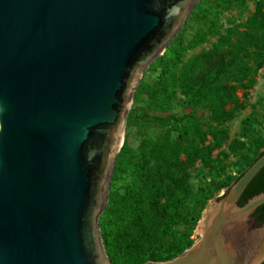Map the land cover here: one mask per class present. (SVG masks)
I'll use <instances>...</instances> for the list:
<instances>
[{
  "label": "water",
  "instance_id": "1",
  "mask_svg": "<svg viewBox=\"0 0 264 264\" xmlns=\"http://www.w3.org/2000/svg\"><path fill=\"white\" fill-rule=\"evenodd\" d=\"M200 0H0V264H113L99 222L134 92ZM260 155L193 243L146 264H264Z\"/></svg>",
  "mask_w": 264,
  "mask_h": 264
},
{
  "label": "trees",
  "instance_id": "2",
  "mask_svg": "<svg viewBox=\"0 0 264 264\" xmlns=\"http://www.w3.org/2000/svg\"><path fill=\"white\" fill-rule=\"evenodd\" d=\"M217 1L218 3H213L212 0H200L194 9L198 10L202 18H210L209 20L215 24L223 10L230 8L238 0ZM185 27L186 25L183 28ZM245 27L244 30L237 26L230 27L219 37L211 50L186 61H184L186 48L203 43L207 39V32L195 33L188 47L184 46L181 39L175 37L163 55L155 61V66L161 68L160 78L151 85L140 84L138 92H148L155 96L162 91L166 92L169 85H179L192 108L204 105L210 111L211 118L218 122L232 119L236 108L227 109L226 106L235 100L236 90L240 83L249 78L252 69L264 63V0H257L255 11L246 21ZM217 56L219 57L216 58ZM210 62L212 64L208 65ZM250 62H254L255 67L254 63ZM132 112L128 114L127 125L132 122ZM193 132L199 137L196 144L191 146L185 144L190 140V133H184L176 142L156 143L153 149L136 161L133 158L129 159L131 154H128L131 152L125 147L119 152L115 162L113 182L125 161H135L133 172L139 177L153 178L156 180L153 183L156 187L150 197L151 209L154 211L150 218L142 216L139 212L142 199L136 187H128L126 198L119 205L118 220L108 219L103 215L100 217L105 248L113 264H146L149 261L169 259L193 243L194 240L189 239L191 229L188 235L158 246L162 231L171 227L173 224L171 218L177 215L173 213V209L179 208L178 201H181V194L189 188L187 181L190 174L186 163L192 160L196 152L209 147L200 158L208 166L213 167L212 149L221 147L227 139L224 129L201 131L199 127H195ZM208 133L213 138L211 146L205 145ZM255 141L259 149L264 146V137L259 136ZM183 153L186 156L185 160L181 159ZM263 153L264 148L251 159H238L236 162L238 174L234 177V181ZM232 184L226 187L225 192ZM261 192H264V167L249 182L238 203L243 205ZM209 197L208 193L201 196L200 211L205 208ZM112 202L113 196L109 205ZM134 214H137L134 229L124 228L122 224ZM176 217H181L179 222L182 223L186 220L181 213ZM255 217L259 224L264 223V203L256 209ZM193 218L197 222L201 214Z\"/></svg>",
  "mask_w": 264,
  "mask_h": 264
},
{
  "label": "rangeland",
  "instance_id": "3",
  "mask_svg": "<svg viewBox=\"0 0 264 264\" xmlns=\"http://www.w3.org/2000/svg\"><path fill=\"white\" fill-rule=\"evenodd\" d=\"M212 2L218 3L217 0ZM256 2L257 0L234 2L230 8L223 10L215 24L209 20L210 18H202L198 10L193 8L184 24L185 29L182 28L175 37L181 39L186 47L195 33L207 32V39L196 47L186 48L184 61L211 50L219 37L230 27L237 26L244 30L246 21L255 11ZM155 61L144 71L139 85H151L160 78L161 68L155 66ZM211 64L212 62L208 65ZM255 65L254 63V67ZM139 85L130 106V111H133L132 122L127 125L126 121L120 149L121 151L125 147L131 152L128 154H131L129 159L133 158L136 161L153 149L156 143L176 142L184 133H190V140L185 144L194 145L199 141V137L193 132L195 127H199L201 131L219 129L226 131L227 139L223 145L212 149L213 167L208 166L200 158V155L208 151L209 147L196 152L192 160L186 163L190 174L187 181L189 188L181 194V201H178L179 208L173 209V213L177 215L181 213L186 220L183 223L179 222L181 217L177 218V215L176 218H171L173 224L162 231L158 246L188 235L191 229L189 239L194 240L197 237L196 226L199 220L196 222L193 217L200 214L202 217L208 203L222 195L226 187L232 184L234 177L238 174L236 166L238 159H251L264 148L263 146L259 149L255 141L259 136L264 137V63L260 67L253 68L249 78L240 83L235 93V100L226 106L227 109L236 108L234 117L223 122L213 120L210 111L204 105L192 108L179 85H169L166 92L162 91L155 96L148 92H138ZM207 138L205 145L211 146L212 135L208 133ZM181 159H186L184 153ZM135 161H125L115 181L111 180L108 203L100 217L103 215L108 219H119L117 216L119 205L125 200L128 187H136L141 193L142 200L139 208L141 215L147 218L153 215L150 197L156 187L153 184L156 180L139 177L137 173H134ZM206 193L210 194V197L207 199L205 208L200 211L202 204L200 199ZM112 196L113 202L109 205ZM136 215H132L122 226L128 230L134 229Z\"/></svg>",
  "mask_w": 264,
  "mask_h": 264
}]
</instances>
